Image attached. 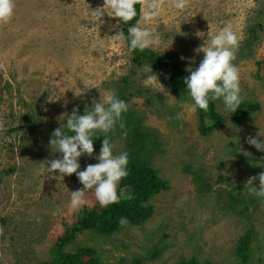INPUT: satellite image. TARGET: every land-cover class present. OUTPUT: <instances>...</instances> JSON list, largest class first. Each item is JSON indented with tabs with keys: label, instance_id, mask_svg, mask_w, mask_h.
Returning a JSON list of instances; mask_svg holds the SVG:
<instances>
[{
	"label": "rangeland",
	"instance_id": "1",
	"mask_svg": "<svg viewBox=\"0 0 264 264\" xmlns=\"http://www.w3.org/2000/svg\"><path fill=\"white\" fill-rule=\"evenodd\" d=\"M103 2L15 0L11 21L0 24V264H40L83 207L101 208L91 189L79 211L69 210L71 192L83 187L75 173H38L47 161L62 158L41 129L60 127L74 107L81 115L91 110L105 92L125 97L127 112L146 135L150 164L168 189L150 199L153 212L144 223L122 220L105 234L79 231L64 251L90 248L100 261L116 264H177L192 257L202 264H240L236 247L250 230L245 264H264V199L249 194L246 184L257 177L253 185L259 187L264 172V152L247 143L264 131V0H190L183 11L166 4L148 26L168 46L149 49L173 55L189 74L204 56L194 50L211 35L231 24L240 37L233 63L241 104L258 102L259 109L236 125L222 99L215 100L224 126L208 134L200 131L199 109L187 111L189 94L177 95L161 73L152 69L161 85L143 86L147 64L133 63L125 39L115 36L122 35L119 18L105 13L101 23H89L90 10ZM84 83L98 88L77 95ZM179 112L185 115L177 120ZM110 134L117 155L127 148L125 136ZM99 151L79 157L78 171L98 163ZM230 193L239 198L237 209Z\"/></svg>",
	"mask_w": 264,
	"mask_h": 264
},
{
	"label": "clouds",
	"instance_id": "2",
	"mask_svg": "<svg viewBox=\"0 0 264 264\" xmlns=\"http://www.w3.org/2000/svg\"><path fill=\"white\" fill-rule=\"evenodd\" d=\"M166 4L183 11L189 6L190 0H104L102 7L90 10L88 21L93 24L101 23L102 17L107 13L111 17L119 18L118 22L128 24L137 17L136 6L140 5V18L127 29L130 38L129 51L138 49L143 52L147 48L155 50L162 47L166 49L168 46L163 45L160 37L148 27L163 13ZM15 7V0H0V24L11 21ZM115 36L120 40L124 39L119 33ZM239 43L240 37L233 30L232 25L228 24L211 35L210 42L194 50L197 54L203 52L204 56L195 70L188 69L190 75L184 78V84L192 100V104L187 108L189 113H195L198 109L206 112L210 101L220 99L226 111L233 113L240 108L242 97L239 69L233 63ZM181 59L185 58L181 57ZM142 72L146 74L142 80L145 88L154 87L157 82L159 83L156 75L152 73L151 65H143ZM92 87L97 86L84 83V89L76 94L80 95L81 92ZM127 110L128 105L124 100L117 98L111 92L101 93L99 102L93 101L91 110L86 107L84 114L81 115L78 107H74L66 123L52 132L49 140L50 148L52 152L61 153L62 158L47 161V166L40 169L38 174L45 171L55 174L56 170L60 176L76 174L83 187L71 192L70 211H79L87 203L85 193L91 189H94L96 202L103 208L119 203L121 199L133 198L128 193L117 192L119 182L128 175L129 158L127 152L114 155V146L108 137L117 124L124 130L123 135L127 136L122 120V113ZM184 115V112H179L175 118L180 120ZM68 132L73 134L68 135ZM96 133L103 134L102 146L97 156L99 162L88 164L84 170L78 171L80 168L78 158L85 154L89 157L94 154L92 137ZM262 136L264 131H259L255 137L250 135L247 143L264 152V140L259 138ZM255 179L257 177H250L246 182L249 185L248 192L264 199V172L258 174L259 187L253 185Z\"/></svg>",
	"mask_w": 264,
	"mask_h": 264
},
{
	"label": "trees",
	"instance_id": "3",
	"mask_svg": "<svg viewBox=\"0 0 264 264\" xmlns=\"http://www.w3.org/2000/svg\"><path fill=\"white\" fill-rule=\"evenodd\" d=\"M137 17L128 24L120 23L121 33L125 39L127 48L130 42L127 29L136 23L140 14V5H137ZM129 49V48H128ZM130 52V51H129ZM131 60L136 64L151 65V68L161 73L166 83L169 84L172 90L179 96L187 95L188 90L184 84V78L190 74L184 71L177 63L176 57L173 55H160L157 52L147 48L143 52L138 49L130 52ZM264 81V77H262ZM119 99L125 100V97L119 93ZM259 109V103H245L241 104L235 112L230 114V120L234 124H240L242 120L250 113ZM200 115V131L202 134H208L211 129L224 126V117L215 110L213 101L209 102L208 111L199 110ZM122 120L125 124V129L130 132L125 136L127 148L123 151L128 153L129 162L127 165L128 175L119 182L117 192L128 193L133 198L130 200L121 199L119 203L110 204L106 208L83 207L76 217V220L71 225H66L62 235L58 236L55 244L51 248V257L43 260L40 264H116L106 263L100 261L93 255L94 250L90 248H77L74 252L64 251L65 246L72 242L75 234L86 229L95 230L99 233H112L117 230L122 222L125 220L131 224L144 223L151 215L153 205L150 199L162 190L168 189V183L162 179L158 170L150 164V157L147 154V148L144 146L145 133L138 129L139 119L132 118L130 112L122 113ZM212 123L210 126H205L206 123ZM36 126V125H35ZM34 126V127H35ZM35 128H38L36 126ZM124 130L120 129L118 124L114 131ZM41 131L46 136V132L52 134L54 130H49L47 127L42 128ZM113 132V131H112ZM111 133V132H110ZM108 134L110 142L112 135ZM68 135L73 133L68 132ZM100 135V136H99ZM96 137L98 141L93 142L94 147L99 149L102 146L103 134L99 133ZM232 203L230 205L237 209L238 199L234 195L229 194ZM252 232L247 230L239 246L236 247L237 254L240 258V264H245L250 254V240ZM84 256H87L84 258ZM130 264H140L139 260H133ZM177 264H202L195 258L188 260H181ZM211 264V263H206Z\"/></svg>",
	"mask_w": 264,
	"mask_h": 264
}]
</instances>
